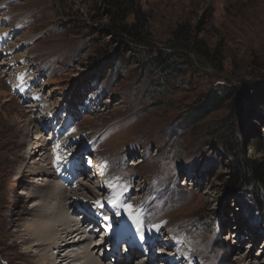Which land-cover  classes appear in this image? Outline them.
<instances>
[{
	"label": "rangeland",
	"instance_id": "rangeland-1",
	"mask_svg": "<svg viewBox=\"0 0 264 264\" xmlns=\"http://www.w3.org/2000/svg\"><path fill=\"white\" fill-rule=\"evenodd\" d=\"M262 79L264 0H0V264L34 263L18 231L34 199L19 193L71 131L83 141L66 147L70 167L87 166L101 206L96 175L110 164L162 235L197 244L196 264H264V196L242 162H261L264 114L239 96Z\"/></svg>",
	"mask_w": 264,
	"mask_h": 264
},
{
	"label": "bare ground",
	"instance_id": "bare-ground-1",
	"mask_svg": "<svg viewBox=\"0 0 264 264\" xmlns=\"http://www.w3.org/2000/svg\"><path fill=\"white\" fill-rule=\"evenodd\" d=\"M19 58L21 57H18V59ZM31 77L33 76H28V78ZM12 85L15 86L14 83H12ZM51 85L53 84L51 83ZM54 87H57V83H54ZM50 107H52V105H50ZM72 117L73 116L68 119L70 122L73 120ZM47 118L49 119V116ZM66 120H63V122ZM45 122L47 121H42L41 126ZM37 123L39 122L37 121ZM69 126L70 125L67 127ZM38 133H41L40 130H38ZM61 135L62 134L59 136ZM40 137L41 138L38 137L39 141L37 142V145L33 147V151L29 152L31 155L29 158L30 161L32 160V164H35L36 161L33 160L37 159L32 157H35L36 153H39L44 146V144L39 143L41 141L40 139H42L41 135ZM66 137H68V139L63 140V143L61 142V146L58 149L55 148L48 152V154L44 153V155L47 156L49 153H52V156L49 155L50 160L49 157L46 156V159H48L47 165L45 164L46 166H42V164H40V167L37 168V171L33 174L34 180H25L23 185L27 187H25L24 191H20L19 193L25 201H28L30 198L34 199L32 202L29 201V204L32 205L26 213L28 219H26L23 224L21 223V226L24 227V229L18 230L22 232V235L28 236L21 243L25 245L28 242L32 243L27 247L24 245V247H26L25 254L28 255L29 261L34 262L33 264H148L138 263L137 260L143 262V258L140 257L135 260V257L131 253H129V257L132 258L131 262H127L126 260L123 261L121 259L120 254L124 255L121 252L119 255L116 252H103L104 247L109 241H112V239H115L116 237H120V234H124L123 237L127 239L132 237L137 238L143 247H147L151 240L156 243L164 241L162 243H164L163 245L169 246V251H172V253L179 252L182 260H189L188 264L198 263L197 260L194 259L195 256H193L196 253L197 244L192 243L194 249L190 248L191 245L189 246L186 240L187 235L186 238H184V241H181V239L178 238L171 242L178 235H173L174 232L168 230V235H162L161 228L157 227L159 223L155 222L152 224L149 222V219L147 218V213L149 212L148 209H144L142 208L143 205H136V203L135 205L137 207L131 206L133 204L132 201L135 200L132 199V196H129L130 193L123 192V188L120 186V180H112L114 169H111L110 164H107L105 168V175L108 176L96 175L97 187H99L100 190L105 189L107 191V199L105 198L106 200L104 199L105 202L103 203L105 206H101L103 200L96 192V194H88L87 192H89L90 188H93V186L91 187L87 182L91 179L93 184L95 180L90 177L88 173L89 169H85L87 167L86 165L84 168L81 164L83 167H80L81 169L79 170H75L73 166L70 167L73 156L72 159L69 158L70 160H68V153H66V147L70 145V142L73 140H79L80 136L77 135V132L71 131L65 135V138ZM80 140L83 141V138ZM105 159L110 161V159ZM38 161L42 163L41 160L38 159ZM78 165H80V163L75 161V166ZM33 168L34 167L30 166L28 169L31 170ZM67 169H69V172H66ZM42 172L45 175H43ZM31 181L35 184L33 186H28L27 182ZM84 181L87 182L84 183ZM111 182L114 183L108 188L107 186H109ZM109 189H115V191H117L115 197L109 196V192H111ZM68 194L73 196L69 198ZM76 195L78 196V199L76 198ZM123 196L129 197L131 200L129 198L125 199ZM121 202H123L124 208H117V205H121ZM81 203V206L83 207L82 209L87 213V217L86 223L79 228L75 223H77L79 219L81 220L84 218L80 216L81 213H77V210H80ZM108 208H116L114 210V215L111 211L107 210ZM137 212L139 213L138 216L136 215ZM92 214L94 215L92 216ZM134 214L138 217L137 220L135 219ZM117 219L118 221H116ZM137 221L139 223H144L142 224V227ZM113 222H118L123 226L121 229H115L112 224ZM87 224L94 225L93 234L89 231L90 229L85 227ZM128 224L131 225L132 228L130 227L129 229ZM139 227L142 228L140 231L137 230ZM99 233H104V236L100 238L102 246H98L96 242ZM128 234H131V236ZM190 240L191 238H188V241ZM159 250L161 251L163 248H159L158 251ZM53 251L55 252V257H53L54 253H51V255L49 254ZM199 262L200 264H204V261Z\"/></svg>",
	"mask_w": 264,
	"mask_h": 264
},
{
	"label": "trees",
	"instance_id": "trees-1",
	"mask_svg": "<svg viewBox=\"0 0 264 264\" xmlns=\"http://www.w3.org/2000/svg\"><path fill=\"white\" fill-rule=\"evenodd\" d=\"M127 25V24H124ZM133 27L128 28V33L131 34ZM240 98H244L248 101L249 107L248 110H256L257 112L260 111L264 114V79L251 83L249 86L245 88H240L239 91ZM233 95V94H232ZM231 97V93L224 92V95H217L211 97V94L206 96L204 100V107L207 111H213L221 107L229 98ZM252 107V108H251ZM264 118V115H262ZM259 142L254 143V147L257 148V153L262 155L261 162L251 161L250 159L242 160L245 163V167L248 169V177L250 182L255 183L257 186V190L264 196V154L261 148H258ZM234 146L238 148H242L240 144L234 143ZM261 149V150H260ZM229 184H233L234 186L238 185V182H232ZM259 209L264 207V204L257 202Z\"/></svg>",
	"mask_w": 264,
	"mask_h": 264
},
{
	"label": "clouds",
	"instance_id": "clouds-1",
	"mask_svg": "<svg viewBox=\"0 0 264 264\" xmlns=\"http://www.w3.org/2000/svg\"><path fill=\"white\" fill-rule=\"evenodd\" d=\"M138 259V258H137ZM137 262H140V261H137Z\"/></svg>",
	"mask_w": 264,
	"mask_h": 264
}]
</instances>
